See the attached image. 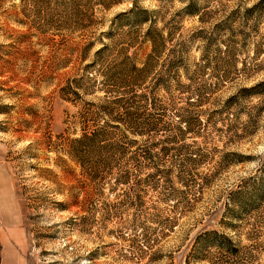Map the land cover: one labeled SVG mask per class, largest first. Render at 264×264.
<instances>
[{
	"label": "rangeland",
	"instance_id": "rangeland-1",
	"mask_svg": "<svg viewBox=\"0 0 264 264\" xmlns=\"http://www.w3.org/2000/svg\"><path fill=\"white\" fill-rule=\"evenodd\" d=\"M0 264H264V0H0Z\"/></svg>",
	"mask_w": 264,
	"mask_h": 264
},
{
	"label": "crops",
	"instance_id": "crops-1",
	"mask_svg": "<svg viewBox=\"0 0 264 264\" xmlns=\"http://www.w3.org/2000/svg\"><path fill=\"white\" fill-rule=\"evenodd\" d=\"M4 242H5V248H6V249H9L11 243H10V241L8 240V236H4Z\"/></svg>",
	"mask_w": 264,
	"mask_h": 264
},
{
	"label": "trees",
	"instance_id": "trees-1",
	"mask_svg": "<svg viewBox=\"0 0 264 264\" xmlns=\"http://www.w3.org/2000/svg\"><path fill=\"white\" fill-rule=\"evenodd\" d=\"M149 34V33H148ZM150 35V34H149ZM155 40V39H154ZM187 122V125L190 124L189 121H186Z\"/></svg>",
	"mask_w": 264,
	"mask_h": 264
}]
</instances>
